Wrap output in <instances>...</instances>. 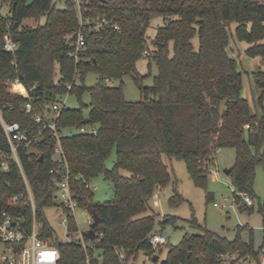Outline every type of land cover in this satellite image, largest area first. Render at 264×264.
<instances>
[{
	"label": "trees",
	"instance_id": "obj_1",
	"mask_svg": "<svg viewBox=\"0 0 264 264\" xmlns=\"http://www.w3.org/2000/svg\"><path fill=\"white\" fill-rule=\"evenodd\" d=\"M58 2L0 0V117L18 123L30 140L17 143L15 158L0 123V212L21 218L29 233L33 210L28 187L41 236L58 249L56 264H129L140 252L155 256L150 238L174 223L175 217L164 215L157 230L160 215L148 213L156 190L172 180V160L183 161L193 184L205 188L216 151L232 149L228 176L234 200L238 203L236 193L255 197V170L264 167V66L252 74L260 90L252 110L241 95L238 61L227 49L234 23L235 38L247 43L245 53L264 59V0H82L83 18H94L83 25L76 0ZM154 18L162 24L148 41ZM26 19L37 24L28 26ZM101 19L108 23L96 28ZM78 29L85 47L76 61L69 54L75 36L70 43L66 37ZM5 33L17 45L13 52L4 49ZM142 56L157 68L150 86L141 85L136 70ZM89 73L96 75L91 86L85 84ZM124 74L133 75L140 100L124 98ZM16 79L26 88L32 109L25 107V97L9 90ZM84 90L90 93L89 104L63 106L55 120L64 168L54 160L56 137L47 123L55 113L52 105ZM37 114L41 122L34 119ZM112 152L115 160L108 168ZM66 170L78 207L97 217L90 225L95 239L84 237L86 248L75 238L74 217L55 198L56 183ZM100 174L113 186V196L105 202H95L85 188ZM12 196L17 199L9 205ZM178 201L175 193L170 204ZM52 206L66 216L68 240L59 239L45 214ZM243 207L252 206L242 203L239 209ZM188 222L198 232L170 245L160 264H237L247 255L260 264L264 244L256 249L251 237L242 240L241 227L229 238L195 218Z\"/></svg>",
	"mask_w": 264,
	"mask_h": 264
},
{
	"label": "rangeland",
	"instance_id": "obj_2",
	"mask_svg": "<svg viewBox=\"0 0 264 264\" xmlns=\"http://www.w3.org/2000/svg\"><path fill=\"white\" fill-rule=\"evenodd\" d=\"M64 0L58 2L62 5ZM82 4V0H80ZM7 5L3 7V12H7ZM43 20V19H42ZM28 26H34L37 22L34 19L24 21ZM161 18H154L150 21L147 29L148 41H150L155 32L157 25H161ZM228 54L238 61V68L242 72V90L241 95L246 98L251 109L257 104L260 90L253 80V73L262 69L264 59L260 57H249L245 53L247 43L239 41L234 36V23L231 24L229 33ZM136 70L142 77L141 85L150 86L153 82V75L156 74V65L152 62L148 64V59L142 56L136 62ZM124 84V98L128 101H137L141 99L138 85L135 83L132 74H124L122 76ZM96 82V75L89 73L85 79V84L91 86ZM119 79L112 81V84H118ZM90 101V93L87 90L77 94L71 92L66 94L57 104H64L67 108H78L79 105H88ZM260 112V108L257 107ZM82 115L87 118L88 108H82ZM115 160L114 152L106 160L105 164L111 168ZM234 163V151L232 149H219L215 153L214 163L211 166L205 188L197 187L193 184L186 169V165L181 160H172V180L164 187L157 189L155 196L151 200L148 213L155 212L160 216L156 219L155 229H159L158 220L164 215L175 217L174 223L166 224L163 228L162 235L167 237L166 243L160 245V250H152L157 255V262L154 263V256L146 255L140 252L136 261H130L129 264H160L166 257L167 249L170 245H177L185 234L197 233L198 230L189 225V220L195 218L199 224L205 225L221 235L229 238L235 235V231L240 228L241 239L249 241L253 240L254 247L258 249L264 244V167L258 166L255 170L254 192L255 197L252 198L253 205L251 208L243 207L239 193L237 194V202H235V188L230 176L226 175L223 170L229 168ZM124 174L127 172L123 171ZM176 181V186L174 185ZM92 186H97V190L93 191V200L95 202H105L112 198V188L110 182L98 175L91 181ZM178 193L180 201L176 204H170V198ZM250 197V196H249ZM217 204V206L214 205ZM45 214L54 227L60 240H68L65 236V230L59 226L61 220V210L55 206L45 209ZM145 214V213H144ZM142 214V215H144ZM77 227L79 231L89 228L87 219L89 213L81 208L75 210L74 213ZM141 216V215H140ZM237 264H246L245 261ZM260 264H264V255L260 256Z\"/></svg>",
	"mask_w": 264,
	"mask_h": 264
},
{
	"label": "built area",
	"instance_id": "obj_3",
	"mask_svg": "<svg viewBox=\"0 0 264 264\" xmlns=\"http://www.w3.org/2000/svg\"><path fill=\"white\" fill-rule=\"evenodd\" d=\"M77 1V9L78 15L80 19V25L92 23L94 21L93 17L83 18L82 16V8L80 5V0ZM108 23L105 19H101L97 23H95L96 28L101 27L103 24ZM115 28L117 26H114ZM75 36L74 42L70 43L71 37ZM4 39V49L6 51L13 52L16 49V43L13 42L9 33H5L3 36ZM68 43L72 45V50L69 53L71 57H73L76 61H78L80 52L85 47V40L81 29H78L73 34L68 35L66 37ZM108 79H106V82ZM20 87L18 88V86ZM71 85H68L67 88L69 89ZM9 90L14 93H18L25 97L26 103L25 107L27 109H32V100L29 98L26 88L22 83H20L17 79L14 81L9 82ZM64 104H54L52 105V109L55 111L54 115L51 117V121L47 123V127L54 131V135L56 137V143L54 145V160L59 162L64 168H66V163L62 154V150L60 147V136L61 134L56 132L55 120L57 119L61 109L63 108ZM34 119L37 122L42 121V116L37 114L34 116ZM0 123L4 130L5 135L9 141L10 151L15 158L16 157V147L17 143L20 141H27L30 143V140L27 138L26 134L20 130L18 123H6L0 117ZM81 132H85V128L80 129ZM95 132V131H93ZM2 166L5 167V163H1ZM56 191H55V198L56 200L61 203L65 208L69 210V214L72 215L75 219L74 213L75 210L78 209V201L75 198L73 191L69 185V176L66 170V173L63 175L62 179L57 181L56 183ZM85 188L90 191L97 190V186H92L90 184H86ZM28 191V199L32 204L33 210V217H32V224L30 232H26L22 225L21 218L13 216L5 211L0 212V264H56L59 259V252L58 249L53 246L50 242V238L42 237L40 233V226L41 224L36 221L34 216V209H33V199L30 193L29 188L27 187ZM17 196H12L8 204L13 205ZM240 199L243 204L247 206L253 205V200L247 194H241ZM217 206L216 203H214ZM61 220L59 226L65 230V236L67 235V219L64 214H60ZM76 221V219H75ZM87 223L90 225L93 223L92 216H89L87 219ZM88 228V229H89ZM88 229L84 230L87 231ZM84 231H79L75 235V238L78 240L79 244L86 248L88 243L84 240ZM264 235V234H263ZM96 236V235H95ZM167 237L162 235L160 232L155 233L150 238V244L153 249H157L160 245L166 243ZM261 255H264V247L262 250ZM118 256L122 262H124V254L118 251ZM245 261L246 264H254L252 259L249 255L246 256L245 259H241L239 262Z\"/></svg>",
	"mask_w": 264,
	"mask_h": 264
},
{
	"label": "water",
	"instance_id": "obj_4",
	"mask_svg": "<svg viewBox=\"0 0 264 264\" xmlns=\"http://www.w3.org/2000/svg\"><path fill=\"white\" fill-rule=\"evenodd\" d=\"M230 171H231V168L229 167V168H225L224 170H223V172L226 174V175H229V173H230ZM113 186L111 185V188H112ZM97 221V217H96V215L95 214H93V222H96ZM84 235L88 238V239H90V240H94L95 239V231L93 230V228H89L87 231H84ZM156 258H157V256L155 255L153 258H152V261L154 262L155 260H156Z\"/></svg>",
	"mask_w": 264,
	"mask_h": 264
},
{
	"label": "bare ground",
	"instance_id": "obj_5",
	"mask_svg": "<svg viewBox=\"0 0 264 264\" xmlns=\"http://www.w3.org/2000/svg\"><path fill=\"white\" fill-rule=\"evenodd\" d=\"M20 87V85L18 86V88Z\"/></svg>",
	"mask_w": 264,
	"mask_h": 264
}]
</instances>
